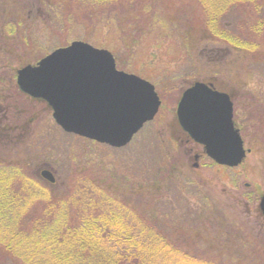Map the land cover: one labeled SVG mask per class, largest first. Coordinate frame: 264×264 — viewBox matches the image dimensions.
Returning <instances> with one entry per match:
<instances>
[{
	"label": "rangeland",
	"instance_id": "374dc122",
	"mask_svg": "<svg viewBox=\"0 0 264 264\" xmlns=\"http://www.w3.org/2000/svg\"><path fill=\"white\" fill-rule=\"evenodd\" d=\"M130 1L124 0L123 7L132 6ZM146 2L154 5L152 11L141 10L138 5L137 12L128 9L109 22L95 12L91 15L93 10L85 7L72 13L76 6L66 2L64 18L56 19L57 12L50 9L43 10L38 19L25 15L22 22L26 28L18 27L15 34L19 44L9 43L7 36L0 39V67L7 66V122L3 126L11 129L10 134L0 135V156L31 164L39 175L40 168L48 166L56 173L59 192L67 191L77 178L92 177L97 182L105 180V191L112 193L109 186H120V180L124 195L135 201L134 188L143 182V188L150 191L146 198L157 200L163 194L162 200L151 205L169 214V228L189 237V245L222 258L226 254L221 250H227L228 259L230 255L236 259L232 251L238 248L258 250L261 253L246 256L248 263L243 261L264 264V215L259 209L264 194V37L256 38L259 49H236L206 36V19L196 0ZM11 8L17 12L19 4L13 3ZM155 12L158 16L154 18ZM250 13L247 19L253 18ZM76 39L111 50L119 69L156 86L162 101L159 113L123 147L65 132L45 102L27 97L17 86L15 74L20 67ZM9 46L14 52L11 55L6 50ZM207 80L242 88L235 96V115L244 129L245 147H252V151L237 167L217 165L206 155L198 160L197 167L195 153H201L200 148L174 134L178 127L174 112L182 90L195 81ZM242 96L244 103L237 101ZM155 184L164 191L154 192ZM115 194L121 195L122 190ZM190 209H203L204 215H214L221 225L225 220L226 226L181 225L179 218L184 219ZM0 254H5L0 264H9L7 254L1 250Z\"/></svg>",
	"mask_w": 264,
	"mask_h": 264
},
{
	"label": "trees",
	"instance_id": "16d2710c",
	"mask_svg": "<svg viewBox=\"0 0 264 264\" xmlns=\"http://www.w3.org/2000/svg\"><path fill=\"white\" fill-rule=\"evenodd\" d=\"M123 1L0 0V39L7 36L9 43L19 44L15 42V34L18 27H25L26 22H22L25 15L28 14V19H33V15L38 19L43 10L50 9V12H57L56 19L64 18L67 16L63 8L66 2L76 6L72 13L77 14L85 7L93 10L89 12L91 15L95 12L97 17L108 22L112 17H122L128 9L137 12L140 7L149 12L154 6L145 0L137 4L131 0L132 6L125 8ZM196 2L206 19V36L225 41L236 49L251 51L261 47L256 38L264 37V0ZM13 3L19 4V11H12ZM248 12L256 21L247 19ZM156 16L158 13L153 14L154 18ZM10 47L6 48L9 55L13 52ZM10 130L7 133L10 134ZM5 156H0V250L7 254L9 264H245L243 260L250 253L252 256L261 253L238 248L232 251L236 259L232 255L228 259L227 250H221L226 254L222 258L189 245V237L169 228V214L160 213L151 205L162 200L163 194L157 200L146 198L150 191L143 188V182L133 189L135 201L124 195L120 180V186L117 183L109 186L112 193L105 191V180L97 182L92 177L77 178L67 191L59 192L58 179L48 182L35 173L31 164ZM155 185L159 189L155 186L154 192L164 191V187ZM119 190L122 194H115ZM160 204L164 207L162 201ZM202 210L190 209L184 213V219L178 217L181 225L226 226L225 220L221 225L214 215L206 216ZM4 256L0 254L1 258Z\"/></svg>",
	"mask_w": 264,
	"mask_h": 264
},
{
	"label": "water",
	"instance_id": "95a60500",
	"mask_svg": "<svg viewBox=\"0 0 264 264\" xmlns=\"http://www.w3.org/2000/svg\"><path fill=\"white\" fill-rule=\"evenodd\" d=\"M17 84L21 91L45 100L65 131L114 147L129 143L154 119L162 103L153 83L118 69L109 49L83 40H73L23 66ZM177 116L182 128L217 163L237 166L245 159L247 150L227 93L196 81L182 94ZM42 175L55 181L48 169ZM259 209L264 215V194Z\"/></svg>",
	"mask_w": 264,
	"mask_h": 264
},
{
	"label": "flooded vegetation",
	"instance_id": "af4514ba",
	"mask_svg": "<svg viewBox=\"0 0 264 264\" xmlns=\"http://www.w3.org/2000/svg\"><path fill=\"white\" fill-rule=\"evenodd\" d=\"M15 76H16V83H17V71H16V74H15ZM9 81V80H8ZM206 83H208V84H211L212 85V87L214 88V89H216V90H219V91H221V92H225V93H227L229 96H230V98H231V101H232V103H233V121H234V124H235V126L239 129V132H240V134H241V136L243 137V132H244V129L242 128V126H241V124H240V122L238 121V119L236 118V115H235V106H236V100H235V96H236V93L237 94H240L239 93V89H242V88H237V87H235L234 85H232V87H229V86H227V87H224V86H221V84H219L218 82H216V81H213V80H207V81H205ZM192 84V83H191ZM190 84V85H191ZM189 85V86H190ZM18 86V85H17ZM188 86V87H189ZM2 87H4V91H2L1 90V88ZM188 87H186V88H188ZM19 88V87H18ZM185 88V89H186ZM184 89V90H185ZM20 90V89H19ZM184 90H182V93H183V91ZM21 91V90H20ZM6 92H7V66H2V67H0V135L2 136L3 134H5L6 132H7V130H5L6 128H4L5 126H7V125H5V126H3V124H4V122L6 121L7 122V94H6ZM22 92V91H21ZM24 95H26L27 97L29 96V95H27V94H25L24 92H22ZM182 93H181V95H182ZM243 94H244V96H245V94H246V91L244 92L243 91ZM180 95V96H181ZM244 96H242L241 97V99H240V97L239 98H237V101H240V102H245V98H244ZM31 97V96H30ZM31 98H33V97H31ZM180 98V97H179ZM33 99H36V100H39V101H41V102H45L44 100H42V99H38V98H33ZM178 102H179V100H178ZM178 102H177V105H178ZM46 103V102H45ZM46 105H47V103H46ZM46 107H49L48 105L46 106ZM177 108V107H176ZM51 112H52V110H51ZM175 114H176V109H175V112H174ZM176 120H177V131H175L174 132V134H175V136L177 135V136H181V140H182V142H184V143H186V144H194L195 146H193V147H198V148H200V150H201V153L200 152H196L195 153V159H196V157L198 156V159H196V162H195V164H197L196 166L197 167H199L200 166V163H199V159L203 156V155H206V153H205V147H204V145L203 144H201V143H199V142H197V141H195L190 135H189V133L187 132V131H185L183 128H182V126L179 124V122H178V119H177V114H176ZM5 124H7V123H5ZM179 133V134H178ZM9 134H7V136H8ZM244 143H245V141H244ZM193 147H192V149H193ZM247 149H249L250 151H252V147H250V148H247ZM218 165H220V164H218ZM220 166H224V165H220ZM224 167H227V166H224ZM229 167V166H228ZM45 169H48V170H50L53 174H54V176L56 177V180H57V176H56V173L53 171V170H51L48 166H46V165H44L43 167H41L40 168V172H42L43 170H45Z\"/></svg>",
	"mask_w": 264,
	"mask_h": 264
}]
</instances>
